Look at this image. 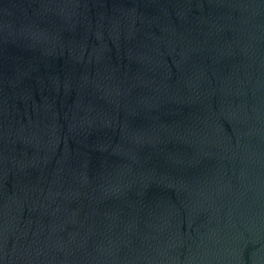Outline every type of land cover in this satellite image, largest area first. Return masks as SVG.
Wrapping results in <instances>:
<instances>
[{"label": "water", "instance_id": "water-1", "mask_svg": "<svg viewBox=\"0 0 264 264\" xmlns=\"http://www.w3.org/2000/svg\"><path fill=\"white\" fill-rule=\"evenodd\" d=\"M0 264H264V0H0Z\"/></svg>", "mask_w": 264, "mask_h": 264}]
</instances>
